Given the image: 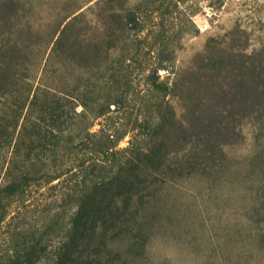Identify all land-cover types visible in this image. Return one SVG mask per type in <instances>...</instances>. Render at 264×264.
Masks as SVG:
<instances>
[{
    "label": "rangeland",
    "instance_id": "1",
    "mask_svg": "<svg viewBox=\"0 0 264 264\" xmlns=\"http://www.w3.org/2000/svg\"><path fill=\"white\" fill-rule=\"evenodd\" d=\"M96 202L130 222L72 244ZM101 244L264 264V0H0V264Z\"/></svg>",
    "mask_w": 264,
    "mask_h": 264
},
{
    "label": "trees",
    "instance_id": "2",
    "mask_svg": "<svg viewBox=\"0 0 264 264\" xmlns=\"http://www.w3.org/2000/svg\"><path fill=\"white\" fill-rule=\"evenodd\" d=\"M34 180L33 178H29L26 177V181H32ZM128 192L131 191L130 187H127ZM86 196V195H85ZM84 196V197H85ZM88 204V203H86ZM87 206V205H86ZM90 211H85V212H81L78 216V218H80V220L75 222V225H80L81 228L83 230H80L78 228L76 235L72 238L71 243L77 246H81L83 244H86V246H90L93 244L92 239H93V235L96 233V231L94 230V228L92 226L89 227V220H88V215H90L92 213V216L95 219H98V215L97 213L102 216H104L107 212L110 213V217H109V221H104L105 225L107 226V228H110L112 232H114L116 235H119L120 233H122V231L124 230V227L126 226V224H128L130 222V220H123L125 218V214H126V210L129 209L128 204L124 207V208H120V207H114L113 209H111V207H101L100 203L96 202V206L95 204H91L90 205ZM96 211V212H95ZM85 221V222H82ZM87 229H90V235L88 234L89 231H87ZM92 232H95L93 235L91 234ZM102 247H104L102 249ZM104 249H106V246L101 244L99 245L96 249L95 252H93L95 255L94 262L97 264H104L105 261L104 258H100V254L103 252H106ZM107 256L111 255V252H106ZM74 253L69 252L68 250L65 251V253L63 254H58L57 256V264H66L68 259L73 257Z\"/></svg>",
    "mask_w": 264,
    "mask_h": 264
}]
</instances>
